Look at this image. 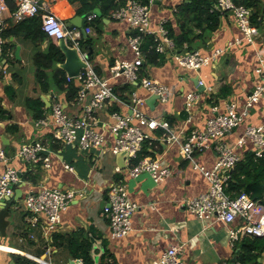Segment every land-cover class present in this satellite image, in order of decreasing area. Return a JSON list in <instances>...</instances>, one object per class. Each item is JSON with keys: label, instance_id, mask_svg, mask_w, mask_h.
<instances>
[{"label": "crops", "instance_id": "1", "mask_svg": "<svg viewBox=\"0 0 264 264\" xmlns=\"http://www.w3.org/2000/svg\"><path fill=\"white\" fill-rule=\"evenodd\" d=\"M40 1L46 3L63 23L77 15H84L76 13L68 0ZM189 1L153 0L150 5L153 33L149 35H153L155 42L156 37H162L157 32L159 27L169 22L176 34H180L182 29L191 30L192 50H199L207 56L221 49L223 52L218 53L207 66L192 70L174 61L172 56L178 53L174 48H166L163 52L155 50L165 59L142 70L144 75L170 88L167 102L161 103L157 99L153 105L146 103L144 111L157 120L167 121L170 130L179 131L184 126L186 135L204 129L207 118L215 113L214 107L218 112H223L225 103L231 100L241 105L260 81L255 68L259 58H264V0H258L253 7L257 13L258 28V36L253 44L244 41L232 43L235 38L241 37V33L228 12L216 9L219 23L214 30L208 29L205 24L196 26V22L179 20L182 3ZM112 13L109 17H103L97 29L92 26L91 33H86V36L79 28L71 30L79 37V46L87 45L89 55L85 58L100 76L108 78L113 84L116 97L122 92L127 93L121 88L128 84V92L137 90L148 98L147 91L128 83L125 78H111L110 70L116 64L134 58L128 40L137 32L127 21L113 18ZM80 38L89 39L90 42L80 43ZM50 41L52 39L47 37L35 44L31 39L10 35L3 44L1 61L5 63L7 72L0 71V105L11 117H0V150L5 157L0 159V172L7 166H13L19 172L20 181L15 185L14 195L5 202L0 201V214L8 210L6 217L0 215V264L14 262L9 253L22 254L39 264H76L79 261L70 255L66 247L54 246L52 236L54 233L78 231H82V235L91 241V254L96 263L105 254V260L112 264H151L174 245L179 248L184 264H241L238 249H235L236 242L232 245L228 241L226 224L215 217L209 223L201 221L185 205L187 200L207 191L209 182L193 168L178 144L164 141L168 135L165 129L158 127L151 132V139L159 142L161 148L153 155L144 156L157 158L172 169V173L158 183L147 172L136 177L129 175L126 156L120 161L112 151L114 136L108 137L102 149L92 147L79 150L76 146L61 144L52 123V101L56 97L61 99L66 112L71 115H79L80 109L77 102L68 101L66 91L56 89L52 81L49 82V89L37 81L33 56L45 50ZM17 45L20 47L18 57L15 54ZM51 72L48 71V74L51 75ZM197 77L202 78L211 89L199 90L195 81ZM191 91L199 92L200 96L187 111L185 99ZM28 99L32 103L37 100L42 102V117L34 118ZM108 112L107 108L96 114L98 130L105 128L110 120ZM167 117L179 122L177 129L170 127ZM246 123L264 125V98L251 109ZM243 127L235 129L227 139L234 141L242 133ZM160 129L163 130L161 134L158 133ZM35 142L45 147L43 155H48L50 167H45L42 161L29 164L19 157L18 151L22 145ZM246 149H251L249 144ZM195 158L200 164L211 168L216 154L213 150H207L197 153ZM118 182L126 187L129 198L139 207L131 216L132 230L125 236L113 238L103 206L108 200V187ZM40 186L79 192L61 213L57 228L47 234L43 229L45 216L41 215L35 220L24 206L26 195ZM47 249L51 250L50 254H46ZM257 261V264H264V248L260 250Z\"/></svg>", "mask_w": 264, "mask_h": 264}, {"label": "built area", "instance_id": "2", "mask_svg": "<svg viewBox=\"0 0 264 264\" xmlns=\"http://www.w3.org/2000/svg\"><path fill=\"white\" fill-rule=\"evenodd\" d=\"M15 8L12 10L6 0H0V71L6 73L5 63L2 62L3 44L5 38L3 30L9 23H16L26 18L41 15V29L48 38L57 44L59 39L68 41L71 45L79 46V37L66 28L64 23L49 10L48 5L40 0H13ZM153 0L143 4L137 0H127L115 9L112 17L117 20H125L130 26L137 29L138 34L129 37V46L134 52L132 60H122L111 70V78L123 77L128 83L147 91L146 96L157 95L159 102H167L170 96V88L162 83L154 81L148 75H144L146 56L141 48L140 34H152L150 27V5ZM215 9L219 12H228L241 33V37L233 40V44L246 42L253 44L258 36V28L252 22V9L237 4L234 0H213ZM97 14L91 12L85 16L86 22H91ZM86 33H91L92 26H84ZM162 37L155 38V50L163 52L166 48L173 49V41L167 36V29L162 24L157 31ZM157 35V34H156ZM218 50L212 55H203L199 50L175 53L174 61L188 69L198 70L207 66L216 58ZM87 56V55H85ZM85 58V57H84ZM86 60V67L73 78L80 82V91L77 105L79 115H71L66 112L62 100L55 98L51 104V117L57 138L64 145L78 147L79 150H87L92 147L104 148L108 137L114 136L112 151L117 154L126 152L128 159V173L132 177L147 172L156 182L162 181L172 173V169L161 160L151 157H143L136 163L138 152L146 139H151V132L158 127L165 129L168 135L164 141L168 144H178L184 156L191 162L194 169L198 170L209 182L207 191L202 192L187 200L185 205L198 219L210 222L215 217L227 226V237L230 244H234L241 236L251 235L264 238V204L260 200L253 199L246 192H241L235 197H230L225 192V186L230 178L231 169L240 160L242 151L250 145V150L256 157L264 153V125L248 124L246 119L251 109L264 98V58H259V64L255 73L259 82L246 96L240 105L236 101L225 103V111L215 113L207 118L205 128L185 134V127L179 131L170 130L165 120H157L148 115L143 107L146 97L137 90L127 92V98L121 99L114 94V86L108 78L100 76L94 67ZM70 80L72 77H67ZM197 85L210 90L202 78L197 77ZM200 93L188 92L185 99L186 110L190 111L194 102L198 100ZM116 100L119 110L110 111V120L102 130L97 129L99 111H106L108 102ZM244 125L242 133L234 140L227 137L238 127ZM207 150H213L216 160L211 168L200 164L195 155ZM45 147L39 142L24 144L18 151L19 157L29 164L43 162L45 167H50L48 155H43ZM0 159H5L0 150ZM67 168L71 167L65 165ZM20 181L19 172L13 166H7L0 172V201L10 199L14 195L15 185ZM108 200L103 206L105 216L109 219L111 236L119 238L127 235L132 230L131 216L139 205L132 201L122 183H115L108 187ZM79 192L74 189L62 190L40 186L36 191L28 193L24 200L25 208L31 212L34 219L45 216L44 232L54 231L61 219V213L68 208ZM51 250L47 249L46 254ZM151 264H184L177 246L168 247L160 258ZM229 264V263H222Z\"/></svg>", "mask_w": 264, "mask_h": 264}, {"label": "trees", "instance_id": "3", "mask_svg": "<svg viewBox=\"0 0 264 264\" xmlns=\"http://www.w3.org/2000/svg\"><path fill=\"white\" fill-rule=\"evenodd\" d=\"M6 1L13 10L15 8V2L13 0ZM68 1L75 7L76 13L78 14L87 15L88 12L98 11V13H96L97 17L93 21L85 22V26L89 24L96 29L98 27L97 25L102 22L103 17H109L112 11L124 2V0ZM137 1L143 4H147L149 2V0ZM234 1L237 4H242L252 9L251 20L256 25L257 13L254 12L253 7L257 4L258 0ZM213 5V0H190L188 3L183 2L181 5L182 7L180 8L181 15L179 20L182 19L184 22L188 20L190 22H196V26H203L205 24L208 29L214 30L217 28L219 23V12L215 9V7H213ZM164 26L168 31L169 37L173 40L176 52L193 49L191 46V30L182 29L180 34H176L169 22L164 23ZM136 33L137 32H134V34ZM10 35L31 39L35 44L47 38V35L41 29V15L26 18L13 24L9 23V26L3 30L5 41H7ZM140 37L142 39L141 48L146 56L144 65V70H146L148 65L159 63L161 60H164L165 57L163 54L155 51L153 35L140 34ZM84 41L90 42L89 39L80 38V43H83ZM33 61L36 66L35 76L38 83L44 84V87H46L45 89H49V82L52 81L56 89L66 91L67 94L65 98L68 101H77L80 91V82L76 78L68 80L65 72L58 66V63L63 61V54L54 42L50 41L45 50L36 52L33 56ZM50 70H52L51 75L48 74V71ZM121 89L128 92L129 85L126 84ZM118 97L126 99L127 93L123 94L122 92V94L120 93ZM27 102L34 114V118L38 119L43 116L42 102L37 100L32 103L31 99H28ZM107 108L109 111L120 109L116 100H110ZM0 117H11V114L8 113L1 105ZM167 118L169 120L170 127L177 129L179 122H176V120L171 117ZM162 131L163 130L160 129L158 133L161 134ZM159 148H161V144L159 142L152 139H146L142 143L137 159L146 155H153L154 151L159 150ZM225 192L232 198L241 192H246L253 199L260 200L264 203V153L261 157H256L250 149L243 150L240 160L235 164L230 173V178L225 186ZM7 212L8 210L5 209L0 215L2 217H6L8 214ZM52 237L54 246L66 247L70 255L79 261L76 264H112V262L105 260V254H102L96 263L91 254L92 243L89 238L82 235V231L67 234L54 233ZM262 248H264V238L247 234L241 236L235 243V249H238V259L241 264H257V258ZM9 254L11 259L14 260V264H39L35 260L22 254Z\"/></svg>", "mask_w": 264, "mask_h": 264}, {"label": "water", "instance_id": "4", "mask_svg": "<svg viewBox=\"0 0 264 264\" xmlns=\"http://www.w3.org/2000/svg\"><path fill=\"white\" fill-rule=\"evenodd\" d=\"M155 1V0H154ZM91 13V12H88ZM87 13V14H88ZM85 15H77L74 18H71L67 22L64 23L65 27L68 29H73V28H79V30L86 36V32L84 31V26H85ZM57 47L63 54V61L58 64V66L66 73L67 76L69 77H76L78 76L81 71L86 67L87 63L85 60V55H89V50L86 44L80 45V46H74L71 45L68 41L64 39H59L57 41ZM19 46H16V51L15 54L18 57L19 54ZM197 79L195 81L197 82ZM199 90H204V86H198ZM158 99L157 95H151L146 99V103L152 104L156 102ZM120 161L124 159L126 156L125 151H121L116 154ZM233 168L231 169V171ZM6 199L2 200L5 202ZM10 264H14L13 261L10 262Z\"/></svg>", "mask_w": 264, "mask_h": 264}]
</instances>
